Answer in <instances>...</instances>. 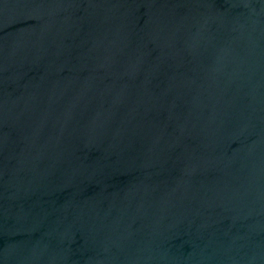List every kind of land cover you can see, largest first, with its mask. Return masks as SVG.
<instances>
[{"label":"water","instance_id":"95a60500","mask_svg":"<svg viewBox=\"0 0 264 264\" xmlns=\"http://www.w3.org/2000/svg\"><path fill=\"white\" fill-rule=\"evenodd\" d=\"M0 264H264V0H0Z\"/></svg>","mask_w":264,"mask_h":264}]
</instances>
